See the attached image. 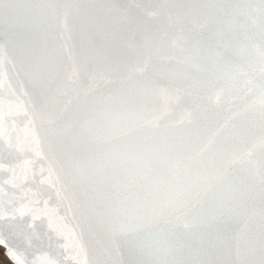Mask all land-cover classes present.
<instances>
[{
  "label": "snow or ice",
  "instance_id": "6c2138e0",
  "mask_svg": "<svg viewBox=\"0 0 264 264\" xmlns=\"http://www.w3.org/2000/svg\"><path fill=\"white\" fill-rule=\"evenodd\" d=\"M10 264H264V0H0Z\"/></svg>",
  "mask_w": 264,
  "mask_h": 264
},
{
  "label": "rangeland",
  "instance_id": "374dc122",
  "mask_svg": "<svg viewBox=\"0 0 264 264\" xmlns=\"http://www.w3.org/2000/svg\"><path fill=\"white\" fill-rule=\"evenodd\" d=\"M0 264H10L2 248H0Z\"/></svg>",
  "mask_w": 264,
  "mask_h": 264
},
{
  "label": "water",
  "instance_id": "95a60500",
  "mask_svg": "<svg viewBox=\"0 0 264 264\" xmlns=\"http://www.w3.org/2000/svg\"><path fill=\"white\" fill-rule=\"evenodd\" d=\"M0 248H2V247H0ZM3 249V248H2ZM4 250V249H3ZM4 253H5V250H4Z\"/></svg>",
  "mask_w": 264,
  "mask_h": 264
}]
</instances>
